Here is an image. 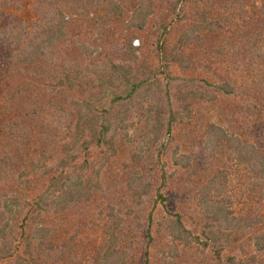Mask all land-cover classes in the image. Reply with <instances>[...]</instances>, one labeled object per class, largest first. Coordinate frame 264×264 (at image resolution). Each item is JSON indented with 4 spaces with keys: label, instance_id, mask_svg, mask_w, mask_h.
<instances>
[{
    "label": "trees",
    "instance_id": "16d2710c",
    "mask_svg": "<svg viewBox=\"0 0 264 264\" xmlns=\"http://www.w3.org/2000/svg\"><path fill=\"white\" fill-rule=\"evenodd\" d=\"M217 1L213 12L202 7L216 6L212 0H0V264H135L131 250L139 226L146 241L142 264H152L155 219L165 227L171 253L176 243H198L225 264H264V135L243 141L208 123L200 141L211 158L218 151L221 158L225 150L233 152L230 166H241L237 171L248 180L244 194L249 198L255 192V209L246 207L236 217L232 199L222 194L226 168L196 189V205L206 219L200 233L188 227L182 201L179 211L166 208L169 197L163 190L170 176L160 154L174 144L172 163L181 169L194 165L180 153L191 143L193 126L182 133L180 145V124L193 125L202 108L213 104L238 117L236 122L242 119L264 132V29L248 32L264 18V0H246L255 5L251 11L245 0ZM27 3L32 19L20 14ZM193 4L199 8L186 11ZM80 9L88 13L86 19L77 17ZM128 10L130 33L115 42L113 24ZM185 18L193 26L171 45L172 22ZM201 29L227 31L236 40L231 47L237 55L229 58L224 48L217 53L227 63L220 82L194 75V58L186 54L187 46L202 38ZM137 31L146 32L148 41ZM86 63L101 69L93 75ZM137 119L140 133L135 134ZM119 140L137 142L130 163H124L129 205L98 209L103 238L92 255L76 254L73 245L82 228L62 240L67 216L104 196L101 170L118 155ZM155 171L161 183L154 190ZM152 194L154 206L167 209L161 219L154 207L147 213L142 207ZM234 228H243L233 239L241 241L242 256L225 251L231 246L225 230Z\"/></svg>",
    "mask_w": 264,
    "mask_h": 264
},
{
    "label": "rangeland",
    "instance_id": "374dc122",
    "mask_svg": "<svg viewBox=\"0 0 264 264\" xmlns=\"http://www.w3.org/2000/svg\"><path fill=\"white\" fill-rule=\"evenodd\" d=\"M156 1H158L157 3L160 4V0ZM212 1L214 5H216V3L217 5L211 6L209 3L208 6L202 7L209 8L211 11L217 12L218 8L216 7H219L218 1ZM253 1L255 2V4H257V0ZM249 3L250 2H247L245 0L246 10L251 11L253 8H255V5L252 6V4L249 5ZM191 8L192 9L186 7V11L191 13L193 10L199 7L194 6L193 4ZM20 14L26 19H32L34 17V13L29 9L28 3L25 4V7ZM129 14L130 11L128 10L124 19H121L117 21L116 24H113V31L116 32L113 37L115 39V42L122 41L123 35H127L130 33V31H128L126 28V20ZM86 15H88L86 10L80 9L77 17L79 19H86ZM158 17L159 15L151 16V20H154V18L157 19ZM197 19L200 18H196V20ZM169 20H171V18H169ZM193 23V20H189L187 18L183 19L182 21H173L171 24L172 26H170L172 29L170 30L171 33L169 34L170 44H174L186 29L193 26ZM262 23L264 24V18L255 21V24L250 27L248 32H260L261 29H264ZM236 28V26H233L232 31ZM136 33H138L142 37L143 41H148L147 37L149 36L146 32L141 34L137 31ZM197 33L201 34L202 38L199 40H193L191 44H189L186 48V54L193 56L192 58H194L193 65L196 66L194 75L212 77V81L220 82V77L226 75L225 70L227 69V63L224 62L225 60L221 56H218L217 53H219L218 51H220L221 48H224V52L228 53V57L231 58L236 53L235 48L231 47V42H236V40H234V38L231 37V34L227 31L216 30L211 32L208 29H201L200 31L198 30ZM88 40L89 39H87L86 41L88 42ZM228 47L232 50H227ZM212 51L214 53H212ZM75 53H77V57H81V54L78 51H76ZM148 53L149 50H146L144 56H147ZM209 64L211 66V70L209 69V67H207L209 66ZM85 66L87 68V72L92 73L93 75H96V72L101 69L100 67H96L95 65L89 66L87 65V63L85 64ZM172 70L176 74L180 73V71H178L175 67H172ZM230 104H233L232 101L230 102ZM201 112L203 114L196 117L193 125L187 122L183 126L184 128H182L183 124H180L181 128L178 130L180 140L178 139L177 142H179V144L181 145L183 143H180V141H183L182 133H184L185 130L188 131L190 127L193 126L190 130V132L194 131V133L191 135V143L188 142L186 145L183 144L184 146L183 149H181L180 153H184L190 156L193 159L192 165H194L192 167H189L188 169H181L172 163L171 154L174 148V144L168 145L167 151L160 154V162L161 164L163 162H166L165 167L168 171V175L170 176L168 187L164 188L163 190L169 197L167 202L168 205L166 208H168V210L170 211H179L180 208H178V205L182 201L183 203H180V205L184 207L183 209L186 211V223L189 228L198 229L194 230L196 233L201 232L202 222L206 221V219L202 217L200 211H198V206L196 205V189L202 187V185L205 184L209 179L208 177L215 174L219 169L226 168V170L229 171L227 182L224 186L222 194L232 199L233 203L231 204V209L233 212H235L237 218L244 214L246 207L255 209L258 206L256 203L257 198L255 192L252 191L251 194L254 195L249 198H246L244 194V188L246 187V185H248V180L242 179V176L239 174L240 172L238 173L237 170H241V166H230L231 159H229L228 157L230 154L232 155L233 152H230V150H225V156L224 158H221L218 156V154L221 152L218 151L216 156L211 158L209 157L210 151H202V144H200V141H202L203 139L202 134L204 127L208 123H214L219 126H223L227 130L229 135L239 136L243 139V141L245 140L256 142L259 141L258 139H261L260 135H264V132L256 129V125L254 124L250 125L244 122V120L242 119H239V121L236 122L235 119H237L238 117L231 118L230 115L223 112V109L219 108V105H205L202 108ZM197 122L199 124H197ZM140 124L141 121L137 119L135 125L132 126L133 133H140ZM135 141L131 143H125L124 141L119 140L118 143L120 145L118 147V155L114 156L111 161L104 168H102L100 181H102L103 183V189L105 191L104 196L101 194L102 196H100L99 200L98 198L94 199L92 200V202L85 205L83 207V212L68 214V223L65 227L66 232L62 235L61 238L62 240H66L74 232V229L77 226H80L82 228L81 232H79L77 235V239L75 240L76 244L73 245V249L77 250L76 254H80L81 251H84L88 254L87 256L92 255L93 251L95 250L97 245H99L103 238L102 230L104 225L101 223V218H99L98 216V209L103 208L106 205H114L117 209L120 207L124 210L126 209V206L129 205V203L126 202V198H124L123 184L125 181L124 179L126 178L124 163H130L128 157L136 148L137 142ZM193 143H195V146L193 145ZM197 144H200V146H196ZM195 165L197 167V170L195 169ZM146 171V173L148 174V168L146 169ZM171 173L172 175H170ZM154 174L157 178L154 180L153 184V189L155 190L160 185L161 179L158 180L156 171ZM250 184L249 186L251 187ZM155 197V194H152L151 196H145L143 198L142 207L146 209L145 213H147L154 207V215H156L157 219H161V217L166 215L167 209L164 206L160 205V203L157 204L160 209L156 208V206H154ZM190 216L191 218H188ZM127 223H131L130 218L127 219ZM153 229L154 235L156 237V242H154L149 249L152 264H225L223 261H220L217 258L216 254H214L211 248H203L202 245L198 243H192L190 245L176 243L177 249L175 251L172 250L171 253V240L168 236H166L165 227L159 226L157 224V220L155 219ZM225 231L227 233H231L229 237L231 246L228 247L227 250H225L226 253H235L239 256H242V250L239 245L241 241L236 242L233 239L240 233L239 231H243V228H234ZM144 232V228H140L139 226V229L137 231V238L135 239L136 242H133L134 246L131 252L136 255L137 261L135 264H142L145 259L144 252L146 250V241L142 239V235H144ZM132 233H134L133 229L130 228L128 235L131 237ZM246 235L250 236V234ZM60 236L61 235H59L57 238H60ZM245 241L246 240H242V242Z\"/></svg>",
    "mask_w": 264,
    "mask_h": 264
}]
</instances>
